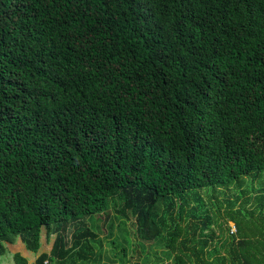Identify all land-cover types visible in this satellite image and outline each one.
<instances>
[{"label":"trees","instance_id":"obj_1","mask_svg":"<svg viewBox=\"0 0 264 264\" xmlns=\"http://www.w3.org/2000/svg\"><path fill=\"white\" fill-rule=\"evenodd\" d=\"M102 234L264 264V0H0V264H115Z\"/></svg>","mask_w":264,"mask_h":264},{"label":"rangeland","instance_id":"obj_2","mask_svg":"<svg viewBox=\"0 0 264 264\" xmlns=\"http://www.w3.org/2000/svg\"><path fill=\"white\" fill-rule=\"evenodd\" d=\"M247 182L248 185L252 184V187H254L255 189L260 187V183H259V178H251V177H247ZM245 184V185H246ZM246 187L243 185V187L240 188V190L245 189ZM236 194H238V190H236L234 187L232 188H223V192L221 193H214L212 195L210 194H206V193H202V196H204V200H205V210L207 208H210L213 212H218L220 205H212L211 203L216 202L217 199L222 201L224 204L223 206L220 208L222 212H224L225 207L227 205L226 200L227 199H231V200H235L236 199ZM252 195H258L259 192L253 190L251 192ZM215 196L217 197V199L215 198ZM242 200L237 201L236 207L240 206ZM248 208H252L251 203L247 204ZM205 213V212H204ZM203 219V218H201ZM229 226H231V229L233 232L236 231V227L234 226V224L232 222H229L228 224ZM131 227V226H130ZM212 227L216 233V236H220V231L217 227V224H212ZM131 230V229H130ZM102 239H103V262H109L111 263V260H114L116 263L115 264H143V261H145V259L147 257L154 259L155 255L151 252L148 253L149 249L145 250V252H143L141 249V254L139 256V254H137L136 252L133 251V248L130 246L126 245V252L127 255L125 257L126 261H122V254H123V249L122 246H118L117 248L111 244V240L110 239H106L105 235L102 234L101 235ZM55 238H56V234H51L50 236H48L47 234V230L45 229L43 231V235H42V244H41V248L38 252V255L42 252H50L52 250L53 244L55 242ZM134 240L139 241L138 239H136L133 236ZM119 243H122V241L119 239ZM149 243H147L148 245ZM25 245L22 241H17L14 244H7V254L3 255L2 260H1V264H15V262L13 261V254L17 251H22V253L24 254H30L27 253L29 252L26 248L25 251ZM155 251L160 252L161 250L156 247L154 248ZM121 254V255H120ZM37 255H30L29 256V263H33L34 260L36 259ZM108 256L110 257V261L108 260ZM147 264H151V262L149 261Z\"/></svg>","mask_w":264,"mask_h":264},{"label":"bare ground","instance_id":"obj_3","mask_svg":"<svg viewBox=\"0 0 264 264\" xmlns=\"http://www.w3.org/2000/svg\"><path fill=\"white\" fill-rule=\"evenodd\" d=\"M21 99V98H20ZM15 101H17V100H15ZM10 103V102H9ZM45 104V103H44ZM12 105V104H11ZM17 105V104H16ZM29 105V104H28ZM20 107V106H19ZM35 107V106H34ZM20 109V108H19ZM31 109V108H30ZM45 109V108H44ZM16 111V110H15ZM19 111V110H18ZM31 111V110H30ZM25 113V112H24ZM25 123V122H24ZM30 123V122H29ZM32 128V127H31ZM34 128V127H33ZM15 132H13V134H14ZM2 141V140H1Z\"/></svg>","mask_w":264,"mask_h":264}]
</instances>
